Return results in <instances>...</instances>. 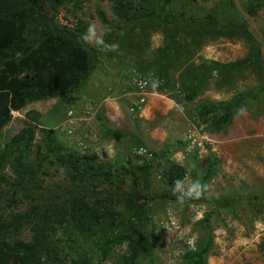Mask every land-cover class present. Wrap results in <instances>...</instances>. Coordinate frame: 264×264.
I'll return each instance as SVG.
<instances>
[{"label":"rangeland","instance_id":"1","mask_svg":"<svg viewBox=\"0 0 264 264\" xmlns=\"http://www.w3.org/2000/svg\"><path fill=\"white\" fill-rule=\"evenodd\" d=\"M232 1L233 6L225 0H171V7L158 10L161 17L167 14L169 20L195 23L194 28L177 27L175 39L183 48L191 47V39H200L197 47L185 53L188 56L185 64L169 68L171 84L177 86L179 73L186 64L197 65L204 59L225 64L251 53L254 43L234 29L240 23L239 16L261 45L264 59V0H256L261 7L254 15L247 12V6L254 0ZM111 7L109 0H75L58 9V23L71 29L78 26L80 20L86 24V29L89 24H95L103 41L113 40L104 42L109 46L108 51L100 52L95 70L78 93L28 102L21 109L11 111L10 120L0 131V141L5 142L23 127L30 126L33 140L28 161H33L44 129L52 128L71 148L94 151L99 158L118 164L127 159L142 163L152 152L168 144L166 157L159 162L164 165L173 161L184 166L186 174L182 181L188 185L198 181L201 194L181 204L173 189L165 190L160 177L161 166L156 168L150 177L152 198L147 201L143 216L146 235L152 229L154 239L147 237L148 253L141 254L136 264H146L149 256L151 264H189L186 253L202 245L208 236L212 237V248L206 264H264L260 244L264 237L263 72L254 66L223 69L194 100L172 98L169 93L158 92L157 82L150 75L146 76V68L161 55L166 32L174 29L172 24L159 22L155 28L149 20L120 22ZM100 12L115 27L113 30L101 21ZM211 18L215 22L212 27L203 28L204 24H198ZM87 47L96 48L88 43ZM247 91L255 92V97L246 98L219 129L195 116V109L202 101L229 100ZM240 109H244L245 114L238 116ZM33 113H37L36 120L32 119ZM99 118L123 135L104 134ZM211 161L214 168L205 182L203 175ZM3 175L7 183H0V209L2 216L8 217L26 210L30 201L17 192L12 202V184L16 179L10 168H6ZM32 184L41 188L71 189L63 169L47 163ZM124 188L129 190L128 182ZM102 232L108 234L106 225ZM30 236L31 231L26 226L17 235L9 234L7 240L28 241ZM98 236V232L81 235L75 258L80 260L86 256L88 264H119L125 245H115L105 260L100 261ZM90 255H93L91 261Z\"/></svg>","mask_w":264,"mask_h":264},{"label":"trees","instance_id":"2","mask_svg":"<svg viewBox=\"0 0 264 264\" xmlns=\"http://www.w3.org/2000/svg\"><path fill=\"white\" fill-rule=\"evenodd\" d=\"M74 1L0 0V131L10 120L11 111L21 109L28 102L78 93L95 70L101 51L87 47V43L82 41L86 24L80 20L78 26L71 29L56 20L58 9ZM109 1L120 22L149 20L153 21L155 28L159 22L170 23L174 27L165 34L161 55L146 68V76L154 78L158 92L192 101L223 69L254 66L264 75L261 45L248 31L246 21L239 16L240 23L234 29L254 43L251 53L239 61L225 64L211 59H204L197 65L186 64L180 68L177 86L171 84L169 68L185 64L188 58L185 53L200 44V39H191V47L183 48L175 39L177 27L194 28L195 23L181 24L180 21L169 20L167 14L161 17L158 10L171 7V0ZM225 1L233 6L232 0ZM260 7L261 4L254 0L247 6V12L254 15ZM180 16L182 19V14ZM99 17L109 29L115 28L101 12ZM198 24H204L205 28L214 26L215 22L211 18ZM112 40L104 39V42ZM253 97L255 92L247 91L229 100H205L195 109V116L219 129L232 118L235 109L246 98ZM32 119H37V113L32 114ZM98 123L106 135H123L110 129L100 118ZM32 140L33 130L27 126L9 140L0 141V183H7L3 172L10 168L16 179L12 184V202H15L17 192L30 201L26 210L8 217H3L0 209V264H88L86 256L80 260L75 258L78 238L97 232L100 235L96 239L100 261L105 260L115 245H125L119 264H136L141 254L148 253L147 237L154 239V234L150 229L146 235V218L143 216L147 201L152 198L149 194L150 177L161 166L160 177L168 191L186 174V169L179 163L170 161L161 165L159 162L166 157L170 145L152 152L142 163L127 159L118 164L99 158L94 151L75 150L59 139L52 128H45L33 161H28ZM45 163L61 167L71 189L41 188L32 184ZM213 168L211 161L203 181L210 178ZM127 182L129 190L124 188ZM1 193L0 190V196ZM104 225L109 230L108 234L102 232ZM117 225H120L119 229ZM26 226L31 231L28 241L7 240L9 234L17 235ZM260 244L264 250V237ZM211 248L212 237L208 236L202 245L186 253L188 263L206 264ZM92 257L90 255V261ZM151 263L152 257L149 256L146 264Z\"/></svg>","mask_w":264,"mask_h":264},{"label":"clouds","instance_id":"3","mask_svg":"<svg viewBox=\"0 0 264 264\" xmlns=\"http://www.w3.org/2000/svg\"><path fill=\"white\" fill-rule=\"evenodd\" d=\"M81 39L85 43L94 45L100 51L109 47L104 43L101 35H98L97 26L95 24L88 25L86 31L82 34ZM152 86H156L155 82ZM244 114V109H240L237 113L238 116ZM173 192L176 194L177 201L183 204L185 200L197 198L201 194V185L198 181L192 182L188 185L185 184L184 181L177 180L174 182Z\"/></svg>","mask_w":264,"mask_h":264}]
</instances>
